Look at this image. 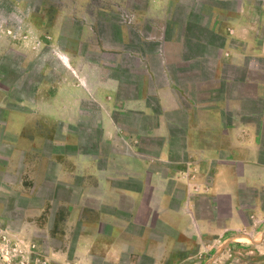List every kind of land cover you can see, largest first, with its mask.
Segmentation results:
<instances>
[{"label": "crops", "instance_id": "1", "mask_svg": "<svg viewBox=\"0 0 264 264\" xmlns=\"http://www.w3.org/2000/svg\"><path fill=\"white\" fill-rule=\"evenodd\" d=\"M146 5L129 18L138 43L129 32L117 47L96 39L111 55L95 62L99 79H77L81 58L64 49L61 79L39 81L30 108L6 114L8 135L62 146L47 157L63 163L53 183L80 188L71 215L95 217L81 247L103 248L116 264L125 248L136 261L158 259L159 244L172 250L258 221L264 235V0Z\"/></svg>", "mask_w": 264, "mask_h": 264}, {"label": "rangeland", "instance_id": "2", "mask_svg": "<svg viewBox=\"0 0 264 264\" xmlns=\"http://www.w3.org/2000/svg\"><path fill=\"white\" fill-rule=\"evenodd\" d=\"M145 6L146 0H0V264H116L115 256L105 259L103 248L81 247V231L95 217L71 215L68 204L80 200V188L69 192L53 183L63 176V163L47 157L62 146L51 142L38 146L33 142L36 134L24 139L8 135L6 114L30 108L27 103L33 101L39 81L61 79L65 66L59 56L64 49L81 58L77 79L82 71L89 83L99 79L95 62L111 55L97 52L96 39L106 47H117L129 32L133 44L138 43L140 29L129 18ZM52 30L59 33L55 42L47 37ZM133 44L120 47L132 49ZM113 75L105 71L103 79ZM84 108L98 113L94 102L87 101ZM85 137L90 151L96 130L86 131ZM259 223L253 222L252 230L226 231L210 238L197 235L199 243L185 238L172 250L159 244L153 249L158 259L144 255L136 261L125 248L116 257L117 264H264Z\"/></svg>", "mask_w": 264, "mask_h": 264}]
</instances>
